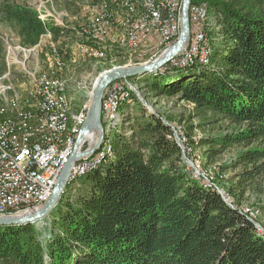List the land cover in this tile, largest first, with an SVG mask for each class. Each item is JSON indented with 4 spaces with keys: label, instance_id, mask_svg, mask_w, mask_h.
Returning a JSON list of instances; mask_svg holds the SVG:
<instances>
[{
    "label": "trees",
    "instance_id": "1",
    "mask_svg": "<svg viewBox=\"0 0 264 264\" xmlns=\"http://www.w3.org/2000/svg\"><path fill=\"white\" fill-rule=\"evenodd\" d=\"M190 4L204 5L222 29L210 67L166 64L146 75V87L192 103L203 122L233 126L196 144L211 161L238 148L233 163L222 166L243 165L227 179V197L222 193L234 205L208 189H216L211 172L210 187L202 176L189 177L170 123L135 117L128 135L117 127L111 133L113 158L81 176L73 197L67 184L43 226H0V264H264V237L238 208L252 185L260 190L256 182L264 173V0ZM0 23L15 28L24 48L45 34L61 43L70 30L43 21L28 0H0ZM1 53L0 44V59Z\"/></svg>",
    "mask_w": 264,
    "mask_h": 264
},
{
    "label": "rangeland",
    "instance_id": "2",
    "mask_svg": "<svg viewBox=\"0 0 264 264\" xmlns=\"http://www.w3.org/2000/svg\"><path fill=\"white\" fill-rule=\"evenodd\" d=\"M28 2L34 9L37 10L43 21L51 22L65 28H69L70 30L68 32V36L66 38L63 37V40L61 39V43L60 41L54 43L51 40V36L49 34H45L42 36L39 44L30 48H24L20 46L19 37L17 36L15 28L11 25L0 23V44L2 45L0 59V109L2 108L3 110H6L9 114H12L18 110H23V108L26 106L24 101L26 98H28L27 93L33 88L38 75L41 72L46 71L48 68L55 67V54H57L63 62V69L61 72L59 71L60 73L58 75V80L63 87V97H66V99L70 101L73 112H77L78 110L82 109L85 112L86 117V114L89 110L93 89L96 85L97 79L103 72L112 68H130L151 62L158 58L169 46L175 43L178 37L177 35V37H175L170 43H167V45L164 46L165 48L160 49L156 53L157 55L154 57L145 55L147 52V46L145 47L144 51L142 50V45L138 52L139 54L136 52L133 53L125 51L124 54L121 55L117 52L118 48H116L109 50L108 52L105 51L106 53L101 58H94L89 56L82 48L83 44H90V42H88L80 34V28L83 27L84 20L91 11L92 3L89 1L86 2L85 0H28ZM94 6H96L95 9L97 12L103 11L100 0L96 1L95 3L93 2V7ZM204 20H202V22L197 25L190 23L189 37L181 51L187 50L195 32L200 29L205 34V44H207V46L209 45L211 56L214 50L221 45L223 39L222 29L216 21V17L209 14ZM92 45L93 44H91V46ZM58 46L63 50L62 53H58V50L56 49ZM63 53H65L64 61ZM179 53L173 58L172 61L167 63L169 64V67L185 70L187 67L193 64H196V68L198 69L210 67L211 65V56L209 61L204 62L205 55H202L199 56V58H195L192 63L182 65L181 68L180 66L174 67V61ZM3 66L6 68L5 71H3ZM146 75L115 80L129 81V84L124 85L131 89V103L122 105L120 107L118 110L117 119L114 122L106 123V121L102 119L100 104V119L104 132L103 143L100 149L105 146V143L108 140L111 141L110 135L116 127L120 132L127 134L129 127L128 125L132 121L131 119L139 116L148 118L155 115L156 117L161 118L164 122L170 123V134L175 131L177 136L181 137L182 135L186 136L184 134L185 132L189 133V137H186L188 144L193 148L190 154L188 153L189 150H186L187 158L186 161L185 159L183 160V163L185 162L186 164H184V168L188 172L189 177L192 179H197L193 177V175H196L195 170L193 167H191L192 165L189 162L197 158L200 162V171L204 170L201 164H204L206 168L204 178L198 180L202 185L205 184V182L208 183L206 177L211 172L210 175L213 177L211 179L215 184L216 189L208 188L207 186L206 188L219 192L225 202H227L230 206H233L234 200L232 196L230 195L231 197L229 198L224 197L225 192H227L225 187L226 181L227 179H233L237 173L241 172L243 170V165L226 169H222V166L233 163L238 148H230L221 154L216 160L211 161L208 158V155L205 153L206 147H201L196 144L197 140L203 136L206 137L208 135H217L221 132L231 130L233 126L226 121H219L216 123L203 122L199 117L193 116L194 111L192 109V103L180 101L176 97L169 98L165 97L164 95H154V93L146 87ZM16 100L18 101L13 104L12 101ZM190 124L193 125L192 129L188 128ZM75 138L76 136H74V142ZM98 139L99 135L95 137V140L87 136L79 150L84 151L88 149L89 147L93 146ZM100 149L95 153L83 156L80 159H82V161L84 159L90 160L94 158L95 154L98 153ZM112 158L110 157L106 163L101 164L97 168H93L92 171L88 172L90 173L96 169L103 168ZM80 159H78L76 163L81 161ZM88 172L84 173L83 175L87 174ZM79 178L72 182H67V184H71L72 186L70 191L71 197L77 193L80 181ZM256 183L259 185L260 190L256 188V186L252 185V188H249L248 192L246 193V198L238 208L252 220L255 229L259 230V235L264 237V210H262V207L264 206V173L261 177H259ZM222 193H224V195ZM43 225L44 224L40 223L39 227Z\"/></svg>",
    "mask_w": 264,
    "mask_h": 264
},
{
    "label": "bare ground",
    "instance_id": "3",
    "mask_svg": "<svg viewBox=\"0 0 264 264\" xmlns=\"http://www.w3.org/2000/svg\"><path fill=\"white\" fill-rule=\"evenodd\" d=\"M85 1H89L92 5L89 15L84 20L83 27L80 28V34L90 42V44H83L82 48L91 57L101 58L106 53L105 51L108 52L116 48H118L117 52L121 55L125 51L138 53L143 42H137L136 36H138L144 26L148 29H159L162 28L164 23L172 20L173 34L175 36L178 35L182 0H172V3H174L172 7L169 0H100L103 10L101 12H97L96 6L93 7V2L95 3L98 0ZM200 14L202 20H204L209 15V12L206 7L200 5ZM201 37L202 39H195L191 45V56L176 63L174 67L180 66L181 68L182 65L192 63L195 58H199L202 55H205L204 62L209 61L211 51L209 45L205 44L206 37L203 31H201ZM171 41L172 36H162L160 39H155L153 46L146 47L147 52L145 55L156 54ZM91 44L93 45L91 46ZM54 63V68H48L38 75L33 88L27 93L28 98L24 101L26 106L23 110L9 114L6 110L0 109V134L11 130L12 124L19 123V118L21 117H30V120H38V115H41L47 106V113H55L57 126H59L55 132V137L52 138L51 157H55V164L63 163V167L68 160V158H63V155L71 154L73 136L78 133V122L83 117L84 111L81 109L73 112L70 101L63 97V87L58 80V75L63 69V62L57 54H55ZM130 98L131 89L124 84H119L117 95L113 97V103H111L112 118L108 120V123H112L117 119L118 110L122 105L131 103ZM17 101H12V103L14 104ZM102 119L107 123V118ZM172 134L181 148L183 160L185 159L186 161V150L191 153L192 147L187 144L184 135L178 137L175 131ZM97 135L98 130L94 129L89 133L88 137L95 140ZM181 139L184 140V146ZM112 156L113 148L111 141L108 140L105 146L95 154L94 158L90 159L95 160L92 165L82 166L85 161H88L87 159L82 161L80 159L82 157L79 158L81 161L74 163L75 166L73 165L74 167L71 169L68 182L77 180L84 173L97 168ZM190 164L192 165H190L191 167H195L197 170L198 174L195 172L196 175L194 176H202L204 178L206 171H200L198 159L191 160ZM60 172L61 170H58V176ZM207 186H212V183L208 182ZM31 209H33V203L23 202L21 207L14 210L13 213ZM6 214H11V211L0 210V215Z\"/></svg>",
    "mask_w": 264,
    "mask_h": 264
},
{
    "label": "built area",
    "instance_id": "4",
    "mask_svg": "<svg viewBox=\"0 0 264 264\" xmlns=\"http://www.w3.org/2000/svg\"><path fill=\"white\" fill-rule=\"evenodd\" d=\"M169 2L172 7L174 3L172 0ZM189 21L196 25L202 22L200 5L190 4ZM162 36H172V40L177 37L173 34L172 20L164 23L159 29H148L144 26L136 36V40L143 42L142 50L145 51L146 46H153L154 40ZM195 39H202L201 29L195 32L187 50L179 53L174 65L191 56V45ZM156 55L153 54L150 57ZM119 84H129V81L109 83L102 96L101 117L107 118V122L112 118L111 103H113V97L117 95ZM84 119L85 112L78 122V131ZM58 127L55 113H47L46 106L42 114L38 115V120L21 117L19 123L12 124L11 130L0 134V210L13 213L21 207L23 202H31L33 208H37L50 197L58 178V170H61L63 165V163L55 164V157H51L52 138L55 137ZM181 140L184 146V140ZM69 155H63V158H69ZM94 161H85L82 166L92 165ZM194 170L198 174L195 167Z\"/></svg>",
    "mask_w": 264,
    "mask_h": 264
},
{
    "label": "water",
    "instance_id": "5",
    "mask_svg": "<svg viewBox=\"0 0 264 264\" xmlns=\"http://www.w3.org/2000/svg\"><path fill=\"white\" fill-rule=\"evenodd\" d=\"M191 0H182L180 12V27L179 34L175 43L169 46L158 58L151 62L142 65H137L130 68H112L103 72L97 79L96 85L92 92L89 110L86 114L85 120L81 125L73 145L72 152L61 169V172L53 186L50 197L40 207L33 208L28 211L0 215V226H19L26 224H45L46 217L51 213L57 205L61 194L64 192L65 186L68 182V177L74 163L80 157L91 155L98 151L103 143V125L100 119V104L103 92L106 86L121 78H133L146 74H156L162 67L181 51L189 37L190 22H189V6ZM94 129L98 130L99 139L96 143L88 149L79 150L85 138Z\"/></svg>",
    "mask_w": 264,
    "mask_h": 264
}]
</instances>
